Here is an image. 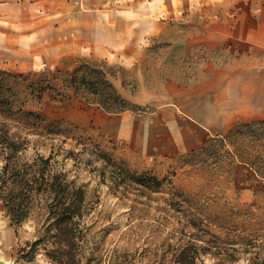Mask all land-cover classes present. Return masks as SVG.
<instances>
[{"label": "rangeland", "instance_id": "374dc122", "mask_svg": "<svg viewBox=\"0 0 264 264\" xmlns=\"http://www.w3.org/2000/svg\"><path fill=\"white\" fill-rule=\"evenodd\" d=\"M73 1L90 28L78 51L68 29L58 46L32 45L24 33L0 51L7 94L48 126L35 134L29 119L13 115L24 124L13 132L31 140L24 158L51 157L54 172L88 191L84 225L100 264H159L189 243L209 249L205 264L232 247L234 264H251L264 248V121L232 120L204 133L195 103L221 102L224 115L234 88L264 71V51L247 42L264 0ZM249 62L256 69H243ZM82 65L99 69L126 104L105 107V96L75 92L70 77ZM245 124L253 127L233 133ZM113 164L127 171L125 182L115 181ZM139 175L161 186L143 187ZM38 218L36 206L17 233L0 201V264H51L44 251L31 263L20 258L37 238Z\"/></svg>", "mask_w": 264, "mask_h": 264}, {"label": "trees", "instance_id": "16d2710c", "mask_svg": "<svg viewBox=\"0 0 264 264\" xmlns=\"http://www.w3.org/2000/svg\"><path fill=\"white\" fill-rule=\"evenodd\" d=\"M3 73L5 72L0 71V74ZM17 78L19 76H14V79ZM5 80L0 79V201L3 203L5 216L17 233L32 218L36 206L39 208L37 238L27 242L26 247L20 250V258L31 263L40 251H44L51 264H100L103 258L99 254V248L91 246V227L84 225L91 212L88 191L83 186H78L76 180H69L67 174L54 172L51 157L39 155L32 161L24 158L31 140L23 136L21 131L13 132L14 127L17 130L24 127L23 122L14 119L13 115L18 113L22 115L20 119H29L35 134L40 135V131L48 126L45 118L23 108H16L10 94H7ZM15 82L17 81L13 83ZM69 84L75 92L85 88L97 97L105 96V107L126 104V101L115 96L113 86L105 75L89 65H82L75 70ZM32 87L33 85L30 89ZM16 109L18 110L15 111ZM261 124L264 125V122ZM54 126L55 124L51 125ZM251 127L253 124L239 125L233 133L241 128ZM112 169L115 181L127 180L125 169L117 164H113ZM133 179L148 189H159L161 186V182L155 177L139 175ZM246 245L247 243L243 251L251 253L252 250H248ZM208 251L206 247L189 243L174 252L169 261L162 257L159 264H205L201 257L207 256ZM263 251L264 248L255 255L251 253L248 258L251 264H264ZM238 252L239 249L235 247L226 249V252H215L213 257L218 260L215 264H234L239 260L236 254Z\"/></svg>", "mask_w": 264, "mask_h": 264}, {"label": "crops", "instance_id": "0c3cea01", "mask_svg": "<svg viewBox=\"0 0 264 264\" xmlns=\"http://www.w3.org/2000/svg\"><path fill=\"white\" fill-rule=\"evenodd\" d=\"M65 3L72 8L66 7ZM73 4V0H7L6 3H2L0 5V51H10L6 45L18 43L19 40L16 38H20L24 33H26L24 37L29 39L32 45L50 43L58 46L63 42L65 29L70 30L68 35L75 38L77 42L75 47H72V52L78 51L79 36H83L84 32L88 34L90 28L86 26L89 24L82 23L81 26L79 11H75ZM249 28L251 29L247 39L249 46L264 51V19L260 22L255 20L253 23L249 22ZM48 37L52 39L48 41ZM45 53H48L47 50ZM243 69L249 71L256 69V63L249 62ZM248 76L250 79L246 86L237 85L234 88L231 107L226 114L222 113L221 102L213 103L209 101V98H205L195 103L198 109L196 115L200 118L199 127L204 133L213 128H225L232 123V120L236 122L237 120L264 121V71L255 73L251 71ZM256 76L262 77V82H259V78L258 83Z\"/></svg>", "mask_w": 264, "mask_h": 264}]
</instances>
